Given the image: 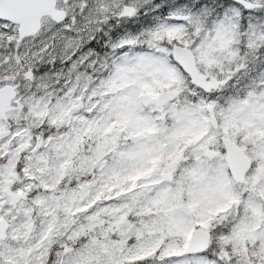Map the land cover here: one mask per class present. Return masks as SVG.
<instances>
[{
	"label": "snow or ice",
	"instance_id": "obj_1",
	"mask_svg": "<svg viewBox=\"0 0 264 264\" xmlns=\"http://www.w3.org/2000/svg\"><path fill=\"white\" fill-rule=\"evenodd\" d=\"M0 264H264V0H0Z\"/></svg>",
	"mask_w": 264,
	"mask_h": 264
}]
</instances>
